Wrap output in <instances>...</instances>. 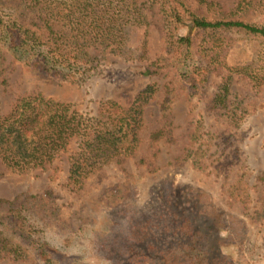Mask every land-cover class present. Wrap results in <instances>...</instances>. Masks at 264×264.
<instances>
[{
	"label": "trees",
	"instance_id": "obj_1",
	"mask_svg": "<svg viewBox=\"0 0 264 264\" xmlns=\"http://www.w3.org/2000/svg\"><path fill=\"white\" fill-rule=\"evenodd\" d=\"M223 1L19 0L15 7L0 0V75L9 55L41 76L84 83L106 62L92 49L111 50L125 60L147 62L144 76L172 73L162 109L173 103L179 86L202 118V98L217 73L221 82L208 108L222 112L237 128L249 112L234 98V80L264 88V0H235L229 8ZM152 25L161 32L165 55L150 61ZM237 47L245 57L233 62L230 53ZM128 71L121 70L131 75ZM158 92V84L150 83L130 105L103 100L95 114L41 93L20 97L8 114L0 111V166L18 173L56 171L55 164L68 155L63 185L79 192L102 168L136 154L145 107ZM195 127L186 156L201 168L207 140L202 123ZM166 133L163 127L151 139L159 141ZM242 184L231 195L246 201L249 194ZM174 185L164 183L163 199L155 194L156 206L150 208L138 204L134 191L105 229L85 224L70 230L57 203L43 204L41 195L0 198V258L34 257L37 264H264V228L257 232L243 217L229 215L224 230L209 192ZM44 207L50 213L38 214Z\"/></svg>",
	"mask_w": 264,
	"mask_h": 264
},
{
	"label": "rangeland",
	"instance_id": "obj_2",
	"mask_svg": "<svg viewBox=\"0 0 264 264\" xmlns=\"http://www.w3.org/2000/svg\"><path fill=\"white\" fill-rule=\"evenodd\" d=\"M8 4L19 7V0H6ZM235 0H224L226 8L232 7ZM29 15L33 16L32 13ZM28 20V19H27ZM149 60L165 55L162 35L152 25L149 28ZM96 55H104L106 62L102 70L92 73L84 83H62L41 76L13 61L7 55L4 60L0 81V111L8 114L20 97L41 93L59 102L69 103L80 112L95 114L103 100L113 99L123 105H130L139 91L150 83L159 87L157 98L146 105L144 126L141 130V145L136 154L126 158L123 163H112L88 178L84 188L72 192L63 183L66 181L68 155L58 161V169L33 170L18 173L0 166V198L16 201L27 196L41 195L43 204L57 203L62 223L70 230L85 224L93 228L105 229L109 217L116 216L118 208L134 196L141 207L156 206L155 194L163 199L161 186L166 182L186 190L188 185L209 192L211 202L218 208L215 218L224 230L229 226V215L243 217L248 225L260 231L264 228V88L254 89L248 80L236 78L233 89L234 98L242 101L249 112L244 123L233 127L222 116V112L209 109L213 93L221 82V75H214L209 92L202 98L204 117L188 99L187 91L178 89L170 107L162 109L166 88L173 75L156 77L142 75L147 62L123 59L111 50L92 49ZM129 54V53H128ZM233 62L243 61L245 51L237 47L230 53ZM108 64V65H107ZM99 68V69H100ZM122 69L131 75H123ZM128 77V78H126ZM125 78V79H123ZM178 93V94H177ZM203 125L206 144H203L202 167H195L187 158L189 143L195 133V126ZM166 127V136L153 142L151 134ZM205 152V153H204ZM247 188L246 201L238 200L231 191L239 182ZM54 197V199L49 198ZM49 202L47 203L46 201ZM31 201V200H30ZM50 213L47 207L37 213ZM0 264H37L34 257L20 261L0 258Z\"/></svg>",
	"mask_w": 264,
	"mask_h": 264
}]
</instances>
